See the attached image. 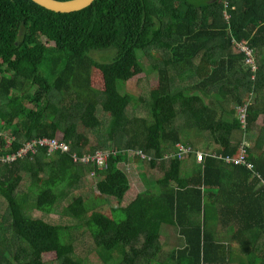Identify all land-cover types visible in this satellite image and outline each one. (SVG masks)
<instances>
[{
	"label": "trees",
	"instance_id": "1",
	"mask_svg": "<svg viewBox=\"0 0 264 264\" xmlns=\"http://www.w3.org/2000/svg\"><path fill=\"white\" fill-rule=\"evenodd\" d=\"M55 138L69 152L1 161ZM179 144L191 152L179 158ZM95 152L106 167L73 160ZM95 198L116 206L89 210ZM92 255L264 264V0H95L69 14L0 0V264Z\"/></svg>",
	"mask_w": 264,
	"mask_h": 264
},
{
	"label": "built area",
	"instance_id": "2",
	"mask_svg": "<svg viewBox=\"0 0 264 264\" xmlns=\"http://www.w3.org/2000/svg\"><path fill=\"white\" fill-rule=\"evenodd\" d=\"M227 18V17H226ZM236 48L238 49V51H241L243 53H245V55L248 57V60H246V63L249 65L254 66V62L253 59L251 58L253 55V52L248 48V46L246 44H241V43H235ZM239 117L242 120V122H245V108H240L239 110ZM38 147H45L48 149V151L50 153H54L58 150H60L63 153H67L69 152V144L65 143L64 141H61V139L59 138H55V139H44L41 140L39 142H36V144H27L23 147V149L17 154V155H13V156H1V161L2 162H12L14 160H16L18 157H21L23 155H25L28 152H33L35 153L37 151ZM178 148L179 154L178 157L180 158L181 156H183V154H187L190 151L189 148L183 146V145H177L176 146ZM244 149V148H241ZM243 157H245V153L244 152H240L239 156H236L233 160L232 158H228L226 159L227 163H241L242 160L244 159ZM73 160L76 163H92L95 166H97L98 168L102 169L104 167H106V163L108 161V156L106 153H102V152H95L93 153V155H84L83 157H78L76 155L73 156ZM203 160V155L201 153H197L196 154V162L197 163H201Z\"/></svg>",
	"mask_w": 264,
	"mask_h": 264
},
{
	"label": "rangeland",
	"instance_id": "3",
	"mask_svg": "<svg viewBox=\"0 0 264 264\" xmlns=\"http://www.w3.org/2000/svg\"><path fill=\"white\" fill-rule=\"evenodd\" d=\"M146 67H148V64L146 65ZM145 75L144 74H137L132 80H130L126 87L124 88V91L128 92L129 94H132L134 96L140 94L142 92V90L137 86L138 84V81L140 79H142ZM92 83L96 86H98L100 89L103 88V81H102V75L98 72L95 73V75L93 76V79H92ZM158 86V82L157 80H155L154 78V81L150 83V87H152L153 89H155L156 87ZM262 117L259 118L258 120V125H261L262 123ZM167 130L169 129H176V126L175 125H168L165 127ZM249 143V142H248ZM244 144H246V142H244ZM248 146H251L253 145V142H250L249 144H246ZM139 179V178H138ZM140 180V179H139ZM138 180V181H139ZM91 181V182H90ZM90 184H94L95 183V180L91 177L90 179ZM134 191V189H132V191L127 194V196L130 198L132 196V192ZM76 196V195H74ZM72 198V197H71ZM100 201V202H99ZM88 208L89 210H93L95 208H100L104 213L108 214L110 211L109 209L113 206H116V202L113 200V199H110L108 202H106L105 199H92L89 203H88ZM214 225V224H213ZM217 225V224H216ZM23 229L26 233H33V232H37V231H41L43 230L42 227H39V226H33V225H29V226H26L24 225L23 226ZM172 230V229H171ZM174 239H176V236H172ZM48 258H50V255L47 256ZM91 258V262L93 264H101V262L97 259V257L95 255H92L90 256Z\"/></svg>",
	"mask_w": 264,
	"mask_h": 264
},
{
	"label": "water",
	"instance_id": "4",
	"mask_svg": "<svg viewBox=\"0 0 264 264\" xmlns=\"http://www.w3.org/2000/svg\"><path fill=\"white\" fill-rule=\"evenodd\" d=\"M32 1L49 11L55 13L69 14V13L81 11L91 6L95 0H69V1L32 0Z\"/></svg>",
	"mask_w": 264,
	"mask_h": 264
},
{
	"label": "crops",
	"instance_id": "5",
	"mask_svg": "<svg viewBox=\"0 0 264 264\" xmlns=\"http://www.w3.org/2000/svg\"><path fill=\"white\" fill-rule=\"evenodd\" d=\"M132 189H134V191H136V193H138L142 189V187H141L140 183H135L134 180H133V183H132L130 191H132Z\"/></svg>",
	"mask_w": 264,
	"mask_h": 264
},
{
	"label": "clouds",
	"instance_id": "6",
	"mask_svg": "<svg viewBox=\"0 0 264 264\" xmlns=\"http://www.w3.org/2000/svg\"><path fill=\"white\" fill-rule=\"evenodd\" d=\"M252 52H253V51H252ZM246 144H248V143H246ZM246 144L242 143L243 146H246V147H247L248 145H246ZM237 156H239V155H237ZM231 158H232V157H231ZM195 162H196V157H195ZM196 163H197V162H196ZM197 164H199V163H197ZM227 164L232 165V163H227Z\"/></svg>",
	"mask_w": 264,
	"mask_h": 264
}]
</instances>
